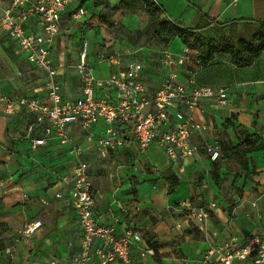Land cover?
Segmentation results:
<instances>
[{
  "label": "crops",
  "instance_id": "obj_1",
  "mask_svg": "<svg viewBox=\"0 0 264 264\" xmlns=\"http://www.w3.org/2000/svg\"><path fill=\"white\" fill-rule=\"evenodd\" d=\"M1 1L3 4H8L11 0ZM82 1L86 5V16H88L90 7H87V2H93L94 6V0ZM104 1L115 3L117 0ZM156 1L170 20L180 28H196L211 21L212 24L203 29V33L206 35L213 30L215 26L213 23L216 24L217 22L225 23L238 19L264 21V0H237L235 3L232 0H164L165 6H169V10L159 0ZM176 9L178 10L177 12L174 11ZM63 22L64 30L61 38L56 43L55 58L57 64L61 66L60 82L64 95L67 98L75 99L82 93L81 84L79 93L67 92L63 85L64 75L62 70L66 66V56L73 55L72 58L76 62V54L79 52L69 50L66 55L67 48L64 37L66 38V34L73 32L84 33L88 29L90 21L88 20L84 24L73 23L70 21V14H68L63 16ZM0 35L19 60L25 59L27 61L26 55L19 50L14 41L4 34L1 28ZM181 45L183 48L185 47L182 43ZM169 47L166 49H169ZM161 50L163 49L152 48V52L147 58L150 62H148V65L145 64L144 80L151 89L158 88L167 75V70L158 61V52ZM222 57H216L213 62ZM136 59L142 61L140 58ZM30 66L33 67L32 65ZM147 66H150V69ZM234 67L236 68L234 71L236 74L241 76L244 74V68ZM33 68L43 74L44 84L38 86L32 95L15 92L12 85H8V78L0 79L2 91L11 96L44 99L46 96L44 90L47 76L37 68ZM197 70L193 71L197 74L199 85L217 86L223 83L221 78L209 80L205 76V71L199 73V70ZM17 72L19 74V70ZM238 81L242 82L244 80L240 78L236 82ZM153 84H156V86ZM237 84L217 86L230 88L232 103L229 107L215 108L210 103L203 102L201 103V108L194 112V117L198 122L208 125L207 132L195 133L192 138V143L203 150L201 153L204 152V147L208 144L218 143V134L224 129L226 121L233 116H235L233 122L237 126L245 128L250 133L264 137V82L248 80L240 83L244 84L245 88L243 87V89L242 85L238 87ZM236 87H238L243 96L240 103L236 101ZM247 92L253 94L254 102H250L249 97L246 95ZM252 113L254 116L251 115ZM30 119L24 113L8 115L0 111V209L3 212L2 221L4 222L2 224L11 227L12 232V238L6 246L9 247L14 242L17 233L21 229L40 222L41 226L37 231L31 236L24 238L19 245L16 263L19 264L21 260H25V264H35V262L38 263L44 260L47 264H63L64 260H66L65 258L70 256L73 251H75L77 256L82 239V231L74 213L70 191L64 186L62 181L63 178L72 175L75 159L69 154L68 148L58 141H50L45 147L34 149L32 142L24 138ZM253 120L257 122L256 125L253 124ZM103 127L104 125L101 124L97 128L96 136H98ZM71 133L76 142L82 144L85 148L83 158L92 165L91 180L96 201L95 212L100 222L105 225H111L114 222L113 218L118 217L121 221L117 226L118 232L132 228L139 231L146 242L148 240L147 236H150L154 242L160 245L159 257L157 258L161 262H156V257L140 261L139 254L134 252L133 256L140 264H185L177 256V253L188 257L189 260H198L197 263L192 262L189 264H202L200 260L211 245L221 244L223 241L230 240L234 234H237L241 241H244L253 234L264 233V213L263 218H259L256 212L253 211V207L247 204L249 202L248 197L252 192L261 191L264 193L263 187L259 184L260 181L264 180V177L258 174V170H256L257 173H254L249 161V168L251 169L249 171L245 170L248 176L240 177L235 183L232 181L235 187L244 190L243 201L246 204H242L243 202L238 198L237 205L232 211L231 209L226 210L223 206L216 209L214 216L207 224L202 222L200 227L198 226L200 230L205 231L207 229L211 233L206 235V239H191L187 234L185 235L187 231L188 233L190 232V226L186 225L183 231L178 230L183 232L181 234L176 233V230L172 229L175 223L184 219V215H181L180 210L176 208V204L182 202V198L188 194V183L181 181L170 195L166 180L157 177L160 173L154 176L140 174L138 170L139 161L137 159H143V161L146 159L156 167L155 169L158 172H163L166 168H170L174 175L179 178H188L194 169L205 170L207 177L210 178L213 165L205 153L189 160L187 174L181 176L169 164L166 155L156 147L151 148L145 155H137L135 148L132 147L128 150L115 152L111 159L107 161H99L96 159L95 143L88 142L84 132L78 127H73ZM35 155L38 157H34ZM131 156L135 160H132V158L129 160ZM249 157L253 159L255 166L264 167V152H255L250 154ZM197 159L201 161L197 163ZM95 162L100 166L94 168ZM15 164H17V168ZM134 164H137L136 167H134ZM202 173L204 174V172ZM106 174L110 176L108 183L104 181L100 186L95 187L94 178L99 175L105 177ZM228 184L225 181L221 189L217 186L215 189L217 191H225V187L228 188L230 185ZM134 191H136V195L133 193ZM58 193L62 195L61 198L56 197ZM43 200L47 202V205ZM252 200H255L254 202H257L259 206L261 205V210L264 211V195L254 197ZM28 206L32 208L31 211H28ZM229 206H231L229 202L224 203V207ZM121 208H127L129 211L124 214ZM208 223L213 227L209 226ZM179 235L185 236L179 238V243L171 245L176 240V236L178 237ZM72 242H75V246L72 248L74 250L69 249V244ZM42 250L46 254L43 255ZM174 250H176V253ZM89 264H100V262L93 259ZM109 264L121 263L115 261Z\"/></svg>",
  "mask_w": 264,
  "mask_h": 264
},
{
  "label": "built area",
  "instance_id": "obj_2",
  "mask_svg": "<svg viewBox=\"0 0 264 264\" xmlns=\"http://www.w3.org/2000/svg\"><path fill=\"white\" fill-rule=\"evenodd\" d=\"M0 12V28L4 34L26 55L30 65L47 76L44 99L11 96L0 88V111L8 115L24 113L31 118L24 138L32 142L34 149L58 141L75 159L72 175L62 179L70 191L82 231L80 251L73 264H89L93 259L100 264L115 261L140 264L133 256L134 252L139 254L140 261L155 258L154 249L148 246L139 231L127 228L118 232L120 218L114 217L111 225L100 222L95 212L92 165L83 158L85 148L76 142L71 129L78 127L88 142L95 143L99 161H107L115 152L132 147L137 155H145L156 147L166 155L178 174L184 176L188 161L201 152V148L192 143L194 134L208 131V125L198 122L194 112L203 102L215 108L229 107L232 103L230 88L199 85L193 71L195 52L187 47L180 52L166 48L158 52V61L167 70V75L156 89H151L144 80L145 62L133 56L138 52L129 50L101 54L97 63H106L110 76L97 79L94 67L88 61L89 41L84 37L76 61L82 93L78 98L70 99L64 95L60 82L61 66L56 62L55 47L63 34V16L70 14L73 23L86 17L87 8L83 1L11 0L3 4L0 0ZM101 124L104 127L96 136ZM204 152L211 162L222 157L218 143L208 144ZM56 197L62 195L58 193ZM43 202L47 205L45 200ZM182 205L188 215L177 222L178 230L190 226L191 219L209 220L210 208L194 206L190 201L182 202ZM251 206L258 208L257 202ZM121 209L124 214L129 211ZM40 226L41 223L37 222L17 233L14 244L6 249L10 264H14L22 240L34 234ZM185 261L187 264L195 262ZM200 262L264 264V233L253 234L244 241L234 234L230 240L211 245Z\"/></svg>",
  "mask_w": 264,
  "mask_h": 264
},
{
  "label": "rangeland",
  "instance_id": "obj_3",
  "mask_svg": "<svg viewBox=\"0 0 264 264\" xmlns=\"http://www.w3.org/2000/svg\"><path fill=\"white\" fill-rule=\"evenodd\" d=\"M123 0H117L115 3L112 2H105L100 5L99 7H95V4L93 6V2H87V7L89 8L88 16L82 18L79 23L84 24L86 21L89 22L88 29L85 30V32H73L71 34H66V38L64 37V41L66 43V55L68 54L69 50H72L74 52H79L80 50V44H81V38L85 37L89 41V52H88V61L89 63L94 67V76L97 79H107L110 76V69L107 67L106 63L98 64V57L101 56L103 53L112 54V53H119V52H125L126 50H129L133 53L138 52L134 54L133 56H137L138 58L142 59V61L145 62L146 65H148L149 60L148 55L150 54L152 48H163L162 44L159 43L153 36L152 29H151V18L149 15L145 13L144 5L141 0H128L126 3H124V6L120 9H114L115 7L119 6V4ZM160 3L167 9L168 7L165 6L164 0H159ZM199 1V0H198ZM180 8V6H179ZM181 9V8H180ZM177 12L178 10H174ZM218 29V28H217ZM245 34L248 35V30L244 28L242 25L240 26V31H244ZM214 33V34H213ZM223 33H227L226 31ZM223 33L216 32V30H213V32H208L207 36H213L216 39L220 38L223 35ZM85 35V36H82ZM175 42V41H174ZM172 43L169 47V50H172L174 52H180L183 47L179 40H176L175 43ZM75 55V54H74ZM73 55H67L66 56V66L63 68L62 72L64 75V81L63 85L65 86V89L69 93L75 92V94L79 93L80 90V80L78 76V71L76 70V62L72 58ZM79 54H76V60H78ZM28 61L23 59L22 61L19 60L11 51V48H9L5 41L2 40V37L0 35V79L2 78H8L9 83L8 85H12L13 90L17 93H21L24 95H32L34 90L40 86L41 84H44V76L39 71L35 70L33 67H31ZM17 67V68H16ZM199 67V68H198ZM148 69H150V66H147ZM195 69L199 70V73L202 71H205V76L207 79L211 80L214 78H221L223 80V83L221 85L217 86H232L236 83L239 87L240 83L246 82L248 80L251 81H261L264 82V54L256 60L252 66L248 68H244V74L241 76L240 74H236L234 71L236 68L232 65L230 57L223 56L219 60L212 62L208 67L199 66V64L195 65ZM19 70V74L17 72ZM109 70V71H108ZM197 70V71H198ZM247 74V75H246ZM242 79L244 81L236 82L239 79ZM156 86V84H153ZM244 85V84H243ZM242 85V89L243 86ZM15 86V87H14ZM213 86V85H210ZM216 86V87H217ZM237 88V102L240 103L242 101L243 96L240 93V90ZM245 88V87H244ZM246 95L249 97L250 102H254V96L252 93H246ZM237 103V104H238ZM251 115L254 116L252 113ZM253 124H257L256 121L253 120ZM234 126H237L234 122ZM239 127V126H238ZM218 144L224 143H230L231 145H236L237 140L234 136V128L231 125L224 124V129L221 131V133L218 134ZM262 141L264 142V137L261 136ZM201 151H203L201 149ZM264 152V151H261ZM205 152H200L199 155H202ZM206 154V153H205ZM198 155V156H199ZM207 155V154H206ZM34 157H38L35 155ZM135 160L132 156L129 158V160ZM139 166L138 170L140 174L147 175V176H154L158 173L159 176H157L160 179L166 180L168 183V193L171 195L175 188L174 180L175 175L170 168H166L163 172H158L149 161L146 159L139 160ZM201 161L197 159V163ZM248 161L250 163V166L254 169V173H257L256 170H258V174L264 177V167L260 168L254 165L253 159L248 156ZM137 164H134V167H136ZM100 166L98 163H94V168H97ZM15 167L17 168V164H15ZM197 167V166H196ZM224 168V169H223ZM251 169V168H250ZM203 170V169H202ZM201 169H194L191 171L188 178H178V185L181 181H185L188 183V194L182 198V202L190 201L192 205L197 207H207L210 208V218L207 222H209L212 219V216H214V212L216 209L223 206L226 210L231 211L235 208L237 205L238 198L240 201H242V204L244 203L243 199V189H240L238 187H235L234 184H232V181L234 183L243 176H248V174L245 173V170L240 167L235 162H229V161H223L222 162V169L221 173L224 176V179L226 182H228L229 186L228 188L225 187V191H217L215 189L216 185L210 178L207 177V172ZM17 171V170H16ZM204 172V174L202 173ZM251 174V173H250ZM206 175V177H205ZM110 176L106 174L105 177L97 176L94 178V184L96 186H100V184L104 181L108 183V180ZM150 178V177H149ZM152 181V179H150ZM260 186L264 189V180L260 181ZM206 186V187H205ZM219 190V189H218ZM264 195L263 192H252L250 196L248 197L249 204H251L255 201L252 200L254 197H261ZM252 200V201H251ZM182 202L176 204V208L180 210L179 212L181 215H188V212L186 210H183ZM229 202L231 206L224 207V203ZM239 202V201H238ZM223 203V204H222ZM29 207L28 211H31L32 208ZM252 208V207H251ZM253 211L256 212L257 216L259 218H263L264 211L261 210V205H258V208H252ZM171 211H173L171 209ZM3 212L0 209V264H10V259L7 256L6 249L8 248L6 245H8L10 239L12 238V232L11 227H8L6 224H2L3 220ZM251 217V216H250ZM207 222H204L207 224ZM202 222L191 219L190 223V229L189 233L188 231L185 233L187 234L189 238L191 239H206V235L210 234L211 232L209 230L202 231L198 228L200 227V224ZM212 223V222H211ZM209 224V223H208ZM189 226V225H188ZM209 226H212L209 224ZM213 227V226H212ZM172 229L176 230V233L181 234L183 232L178 231L177 229V223H175L174 226H172ZM183 236H176V240L173 241L171 245L179 243L180 239L184 237ZM148 240L153 241V238L150 236H147ZM14 242L11 244L13 245ZM75 246V242H72L69 244V249H72ZM19 247V246H18ZM174 247V246H172ZM42 254H46L43 250L41 251ZM176 253V250H174ZM73 251L70 256L65 258L63 264H73L74 259L76 258V253ZM7 257H6V256ZM17 255V254H16ZM177 256L184 261L185 264L186 260H188V257L184 255H180L177 253ZM7 258V260H6ZM50 260V258L48 257ZM156 262H161L159 258L155 259ZM198 260H195L194 263H197ZM17 256L15 257L14 264H17ZM46 261L41 260L38 263L35 262V264H45ZM19 264H25V260H21ZM47 264V263H46ZM49 264V263H48ZM51 264V263H50ZM189 264V263H188Z\"/></svg>",
  "mask_w": 264,
  "mask_h": 264
},
{
  "label": "trees",
  "instance_id": "obj_4",
  "mask_svg": "<svg viewBox=\"0 0 264 264\" xmlns=\"http://www.w3.org/2000/svg\"><path fill=\"white\" fill-rule=\"evenodd\" d=\"M127 1L123 0L114 9L122 8ZM141 1L144 5L145 13L151 18L153 36L162 44V49L169 47L176 39H179L185 47L195 52V64H199V66L208 67L216 57L229 56L234 66L246 68L252 66L264 54V21L238 19L225 23H213L215 25L213 30H216V32H227L223 33L222 36L220 34V38L216 39L203 33V29L212 24L211 21L196 28L183 29L170 20L156 0ZM103 3V0H94L96 8ZM241 25L248 30V35L244 33L245 29L243 32L240 31ZM234 119L235 116L228 119L226 123L234 128L237 144L231 145L224 142L220 144L222 157L219 161L212 162L211 179L219 189L225 184L224 176L221 173L223 161L235 162L244 170L249 171L248 156L255 152L264 151V142L261 135L250 133L241 126H234ZM178 178L175 175V186H178ZM133 193L137 194L136 191ZM147 244L151 249H154L156 258L159 257L160 245L151 240H147Z\"/></svg>",
  "mask_w": 264,
  "mask_h": 264
}]
</instances>
